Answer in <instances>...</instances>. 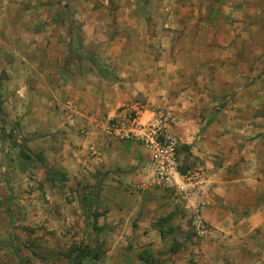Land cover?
<instances>
[{"label":"rangeland","instance_id":"374dc122","mask_svg":"<svg viewBox=\"0 0 264 264\" xmlns=\"http://www.w3.org/2000/svg\"><path fill=\"white\" fill-rule=\"evenodd\" d=\"M158 62L179 64L176 73L192 92L179 95L184 88L172 85L174 96H149L143 88L137 106L153 114L142 119L138 108L123 105L118 127L144 128L162 144L175 138L177 170L192 180L217 171L223 217L241 224L235 232L217 237L209 223L197 225L195 208L185 209L178 191L170 215L106 214L98 176L58 164L56 92L78 79L111 84L124 73L151 84ZM174 73L163 71L160 82ZM33 109L49 114H26ZM123 259L264 264V0H0V264Z\"/></svg>","mask_w":264,"mask_h":264},{"label":"crops","instance_id":"0c3cea01","mask_svg":"<svg viewBox=\"0 0 264 264\" xmlns=\"http://www.w3.org/2000/svg\"><path fill=\"white\" fill-rule=\"evenodd\" d=\"M145 67L146 65H140L137 70L149 72ZM168 69L175 72L174 80L164 76L163 81L160 82L159 77L162 72ZM152 71L151 84L141 80L134 82L132 77L124 73L119 75L122 80L118 79L111 84H104L99 78L93 80L89 78L87 80L78 79L73 81L76 82L74 84L69 82L65 88L63 86L66 92L64 90L61 94L56 92L54 98L59 103L57 113L60 111V114L56 116L57 127L60 131L58 140L62 142L63 146V150L58 149L60 146L56 148V154L61 156L57 158L59 166L69 173H76L77 175H82L81 171L85 172L89 168L93 172L91 175L95 173V177L98 176V182L104 184L101 195H104L103 201L105 205H108V208H105L106 214H148L151 215L152 219L165 214H173L178 207L179 198H176L175 193L178 191L183 195L182 200L180 197V203L184 208H187L188 211L195 208V223L197 225L202 224V222L209 223L212 227L211 232L217 237L225 236L229 231L235 232L241 224L233 223V221H228L223 217L222 203H225L226 194L221 188L222 182L217 171L214 174L208 171L207 173L204 172V174L198 175L197 180H192V177H186L187 173L178 171L179 174L173 181H169V184H162L151 173L149 149L136 141H119L114 136L116 131L108 126L110 120L115 119V121L120 122L123 118L124 114L121 110L119 111L121 106L130 104L133 108H138L136 97L142 96L143 88L149 96L157 95L156 92L171 96L174 93L171 91L172 85L173 87L177 86V89L184 88L178 93L179 95L184 94L186 96L192 92L191 86L185 83V79H180V75L176 73L183 71L179 64L171 63L168 65L164 62H158L154 64ZM184 71H186L185 68ZM186 86L189 87L188 90L185 89ZM73 93L76 96L65 101L59 100V97L65 96V94L73 95ZM52 99L47 102L48 112L51 111L49 107L52 106L50 103ZM34 109L26 114H30V117H37L38 114H49L44 113V111L37 112ZM52 113L54 114L56 111L54 110ZM137 113L142 115V119H147L153 114V111L138 108ZM52 117V114L48 116V118ZM192 141L194 139L188 137L184 140L187 143ZM191 151L201 159L205 156L204 153L197 150L192 149ZM206 163L213 168V162ZM79 171L80 174L77 173ZM195 185L198 188L197 191ZM191 187L194 188L193 191ZM127 188L131 194L127 193ZM129 208L130 210H128ZM229 210L226 209L228 212ZM231 213L233 212L231 211ZM251 218L252 215L247 220L250 221ZM143 225L146 224L143 223ZM148 227L151 234L155 233L156 229L158 230V237L155 238V241L161 242L162 236L159 229L149 226V223ZM123 239L121 235L119 246L123 244ZM206 240H208V236L205 237L204 242ZM163 241L165 242V240ZM120 256L122 257V254ZM123 260L127 264V260Z\"/></svg>","mask_w":264,"mask_h":264},{"label":"built area","instance_id":"2783aa9c","mask_svg":"<svg viewBox=\"0 0 264 264\" xmlns=\"http://www.w3.org/2000/svg\"><path fill=\"white\" fill-rule=\"evenodd\" d=\"M110 128L116 131V135L126 138H133L150 151V170L155 179H159L162 184H169L178 176L177 158H176V144L175 138H170L166 142L159 143L154 139V136H147L143 132L144 128L133 127L119 128L118 122H114ZM186 177H191L190 173Z\"/></svg>","mask_w":264,"mask_h":264},{"label":"trees","instance_id":"16d2710c","mask_svg":"<svg viewBox=\"0 0 264 264\" xmlns=\"http://www.w3.org/2000/svg\"><path fill=\"white\" fill-rule=\"evenodd\" d=\"M95 65H96V64H95ZM99 69H100V68H99ZM7 183H8V180H7ZM8 212L10 213V211H9V210H8ZM9 215H10V214H9ZM169 215H170V214H169ZM161 236H162V233H161ZM171 251H172V252H175V251H176V249H174V248H171ZM139 258H140V259H142L143 261L145 260L143 255H142V256H141V255H139ZM145 258H146V257H145ZM146 261H147V260H146ZM147 262H148V261H147Z\"/></svg>","mask_w":264,"mask_h":264}]
</instances>
